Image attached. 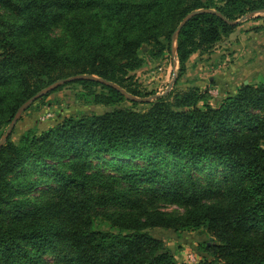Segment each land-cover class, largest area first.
Wrapping results in <instances>:
<instances>
[{
    "label": "trees",
    "instance_id": "trees-1",
    "mask_svg": "<svg viewBox=\"0 0 264 264\" xmlns=\"http://www.w3.org/2000/svg\"><path fill=\"white\" fill-rule=\"evenodd\" d=\"M197 10L235 22L264 0H0V138L24 102L72 76L156 95L135 74L171 55ZM238 26L192 16L175 40L176 81L151 102L82 80L31 104L77 85L104 111L17 140L12 130L0 149V264H177L153 229L206 232L192 264H264V81L215 106L208 91L178 88L188 59Z\"/></svg>",
    "mask_w": 264,
    "mask_h": 264
},
{
    "label": "rangeland",
    "instance_id": "rangeland-1",
    "mask_svg": "<svg viewBox=\"0 0 264 264\" xmlns=\"http://www.w3.org/2000/svg\"><path fill=\"white\" fill-rule=\"evenodd\" d=\"M258 16L261 19L255 20ZM238 25L228 37L215 44L210 53H196L188 59L178 88L198 87L201 91H208L209 103L215 106L226 95L234 93L241 84L264 81V13H253ZM177 69L176 58L174 60L171 54L161 61L148 62L147 66L136 72L135 77L141 90L162 95L172 89ZM79 91L77 85L65 87L52 93L42 103L32 106L16 123L12 139L17 140L28 129H34L37 133L45 131L69 116L104 111L103 107L79 101ZM150 233L165 243L177 264H192L205 258L201 244L212 241L203 231L176 233L153 229Z\"/></svg>",
    "mask_w": 264,
    "mask_h": 264
},
{
    "label": "water",
    "instance_id": "water-1",
    "mask_svg": "<svg viewBox=\"0 0 264 264\" xmlns=\"http://www.w3.org/2000/svg\"><path fill=\"white\" fill-rule=\"evenodd\" d=\"M203 12H209V13H213L216 14L218 17H220L222 20H224L227 24L229 25H237L238 23H240L241 21L247 20L251 14H247L245 16H243L242 18H240L239 20L235 21V22H229L226 19H224L222 17V15L220 13H217L215 11H209V10H197L194 12H191L190 14H188L177 26V28L175 29L173 35H172V49H171V54L172 57L176 58V54H175V40L180 32V30L182 29V27L186 24V22L194 15L196 14H200ZM264 13V10L259 11ZM258 13V12H256ZM173 64L175 65V61L173 62ZM82 80H89V81H94V82H98L102 85H105L107 87L113 88L115 90H117L118 92H120L121 94L124 95V97L130 101H134V102H138V103H148L151 102L152 100L156 99L157 97L161 96V95H154V96H150L149 98H136V97H132L131 95H129L127 92H125L123 89H121L120 87H118L117 85L108 82L106 80L97 78L95 76H91V75H76V76H72L66 79H62V80H58L54 83H52L51 85L47 86L46 88L42 89L41 91H39L38 93H36L34 96H32L31 98H29L26 102H24L16 111L15 115L13 116L10 124L8 125L7 129L5 130L4 134L2 135V137L0 138V149L3 146V144L6 142V140L8 139L9 135L11 134L12 130L14 129L16 123L18 122L19 118L21 117V115L23 114V112H25V110H27V108H29V106L31 104H33L36 100H38L39 98L47 95L48 93L52 92L53 90H55L56 88L63 86L67 83H71V82H75V81H82ZM175 79L173 80L172 84L174 83ZM246 85V84H245ZM167 93V92H166ZM165 93V94H166ZM164 95V94H162ZM210 240H212V238H210Z\"/></svg>",
    "mask_w": 264,
    "mask_h": 264
},
{
    "label": "built area",
    "instance_id": "built-area-1",
    "mask_svg": "<svg viewBox=\"0 0 264 264\" xmlns=\"http://www.w3.org/2000/svg\"><path fill=\"white\" fill-rule=\"evenodd\" d=\"M48 117V116H47Z\"/></svg>",
    "mask_w": 264,
    "mask_h": 264
}]
</instances>
